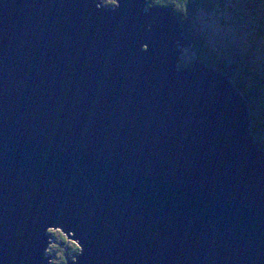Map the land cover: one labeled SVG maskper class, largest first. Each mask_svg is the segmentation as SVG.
I'll use <instances>...</instances> for the list:
<instances>
[{
	"label": "water",
	"instance_id": "1",
	"mask_svg": "<svg viewBox=\"0 0 264 264\" xmlns=\"http://www.w3.org/2000/svg\"><path fill=\"white\" fill-rule=\"evenodd\" d=\"M146 1L0 0V264L52 230L65 264H264L248 104Z\"/></svg>",
	"mask_w": 264,
	"mask_h": 264
},
{
	"label": "rangeland",
	"instance_id": "2",
	"mask_svg": "<svg viewBox=\"0 0 264 264\" xmlns=\"http://www.w3.org/2000/svg\"><path fill=\"white\" fill-rule=\"evenodd\" d=\"M98 2L100 5L113 7L112 0H98ZM148 2L147 0L146 3L148 4ZM206 10L198 12L194 24L192 23L194 31L196 30L198 34L202 35L207 48L213 51L221 50L223 55H234L236 58L234 61L240 67H246L250 71V75L247 76L249 78L247 85L254 88L257 93L256 97L250 96V98L256 105L263 107L264 91L256 85L252 78L257 76L255 70L260 69V66L264 68V0H215L212 10ZM188 24H190L189 21ZM183 49L180 57L182 59L185 56V60L188 61L189 57L192 56V49ZM247 70L244 71L245 74ZM246 102L248 104L247 100ZM256 134L260 141L264 139V130L259 134L257 131ZM255 136V143L263 149L257 143ZM48 232L52 236L53 233H57L56 230ZM66 234L70 236V232L69 234L64 232V235ZM48 243L46 249L48 261L57 264L59 259H55L52 252H50L51 249L55 250L52 247L53 238H49ZM58 253L59 251L56 252V255Z\"/></svg>",
	"mask_w": 264,
	"mask_h": 264
},
{
	"label": "trees",
	"instance_id": "3",
	"mask_svg": "<svg viewBox=\"0 0 264 264\" xmlns=\"http://www.w3.org/2000/svg\"><path fill=\"white\" fill-rule=\"evenodd\" d=\"M149 5H154L159 8L170 10L175 13L179 21L181 22L183 33L182 35L190 40L191 42V53L192 56L187 61L185 56L178 63L179 68H185L193 63L195 59H203L206 64L212 65L224 72L227 76L231 78L237 89L241 92L243 97L248 101L250 107V119H251V131L256 135L257 143L264 149V139L259 140L256 132L258 134L264 130V106L260 107L256 105L250 98V96L256 97L257 93L254 88L248 87L247 81L250 75V71L246 67L238 65L234 59V55H223L221 50H211L206 47L202 35L193 29L192 23L194 24L199 11L202 10H212L214 7L215 0H148ZM206 10V11H207ZM188 21L190 24H188ZM195 33V34H194ZM188 49V48H187ZM189 50V49H188ZM184 54V53H183ZM182 54V55H183ZM260 66V69L255 70L257 76L252 79L256 82V85L264 91V68ZM242 68V69H241ZM247 70L245 74L244 71ZM264 135V134H263ZM54 243L52 245L54 249H51L54 258H58L59 262L57 264H65L67 260H74L75 256L79 252V246L76 242L68 239L61 231L56 234L53 233ZM59 253L56 255V252ZM69 257V258H68Z\"/></svg>",
	"mask_w": 264,
	"mask_h": 264
}]
</instances>
